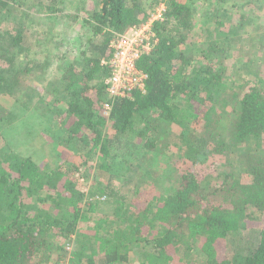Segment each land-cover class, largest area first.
<instances>
[{"label": "trees", "instance_id": "trees-1", "mask_svg": "<svg viewBox=\"0 0 264 264\" xmlns=\"http://www.w3.org/2000/svg\"><path fill=\"white\" fill-rule=\"evenodd\" d=\"M46 1L0 0V264H264V226L245 256L218 248L264 219V55L231 59L254 45L243 18L201 0ZM160 2L145 93L104 113L110 41ZM184 149L198 167L162 184L155 165Z\"/></svg>", "mask_w": 264, "mask_h": 264}, {"label": "rangeland", "instance_id": "rangeland-1", "mask_svg": "<svg viewBox=\"0 0 264 264\" xmlns=\"http://www.w3.org/2000/svg\"><path fill=\"white\" fill-rule=\"evenodd\" d=\"M201 1H203V6L200 8V10H203V11L205 10L206 7L209 8V6H211V7L212 6L214 7L216 5H218V6L221 5V6H225V7L228 6L230 8L229 11L227 12V14L230 17L228 20H230V21L233 20L232 22H236L239 20V17L241 16L243 18L241 21H243L244 27H247L248 32H250L249 36H251L252 38H255V39H252L254 45H256V44L260 45V47L258 49H255L254 45H251L250 43H245L247 48L242 49V51H238L236 54H233V56L231 57V59L234 60L236 65H239L240 63H245V61H247L248 58L250 60L256 61V59L261 58L264 55V44L261 42V41H264V2L255 1V0H201ZM46 2H47L46 0H27V6H29V8L31 10H33L34 8L37 9L36 8L37 6H42L44 4L46 5ZM144 2L145 1H143V3ZM160 4H161V2L158 3L155 6V8L157 7V9H158ZM39 12H43V11L41 9H39ZM202 13L205 14V12H202ZM12 19L16 23L23 21L22 23L24 24L25 28L29 32L34 31V30L39 31V30H41V28H45V22L43 21L42 18H41V20L36 21V25L32 21H29L30 18H26L23 15H21V16L18 14L13 15ZM194 20H195L194 25L196 26L195 30L199 32L201 29V25H204L201 21V12H198V14H196ZM223 20H226V19H223ZM29 39L32 41V46H37L36 39H33L32 37H29ZM70 39H72V38H70ZM80 42H81V40L78 41V39H76L74 41V45L75 44L78 45ZM47 43H49V40H41V45L39 47L45 48ZM182 47L188 48L189 46L183 45ZM52 66H53L52 67L53 69L50 68L51 69L50 79L53 76L52 71L55 70L57 63L54 62L52 64ZM227 72L231 73L232 69L229 68L227 70ZM244 76H248V75H244ZM244 78L247 79V77H244ZM252 79L253 78H250L249 80H252ZM232 80H233V78H232ZM242 80L244 81L243 78H242ZM233 82L237 83L236 80H234ZM45 99L49 100V95L46 94ZM38 105H39L38 112H42L44 110V104L40 103ZM21 134L24 136H27L24 132H22ZM43 137H45L47 140H51L47 136L43 135ZM70 148L72 150H74V153H75L77 147H75L73 144H71ZM45 151L51 157L53 156V160L50 159L51 163H52V161H54V162L57 161V157L55 155L56 152L55 153L53 152L52 147L48 146V150H45ZM188 151H189L188 149H184L180 153H178V152L174 153L176 155L170 156V158L172 157L170 160L171 161L170 163L169 162L165 163V161H164V162H160L159 166L157 164L155 165L157 171H158V169H161V172H162V168H163L164 177L162 178L163 179L162 184H165L166 179L174 180V177L176 176L178 171L194 170L198 167V164H194L193 159L191 160L189 158V153H187ZM174 152H176V151H174ZM200 156L202 157V151L200 152V155L195 156V160H198V158H200ZM46 159L44 160L45 162H46ZM200 168H201V166H200ZM202 169H204L205 171H208L209 167L204 166ZM153 173L152 174L149 173V174L153 176L154 175ZM91 175L93 178L95 177L99 181L103 180V176H101V174H99V172H97V170L94 171L93 174H91ZM150 175H146L145 178L143 177L141 179H140V177L135 175L132 178L133 179L132 181L134 184H144V182H150L151 181V179H147V177ZM155 180H156L155 183L159 184V181L156 178H155ZM170 182L171 181H169V183ZM101 183H104V180L101 181ZM116 184L119 185V186L118 185L117 186L120 188L121 192H124V191L129 192L128 188L125 185L121 186V184H119V183H116ZM154 185H156V184H154ZM262 226H264V219H262L260 215L255 214L254 219L251 220L248 224V227H249L248 229H243L238 234H231L230 236H228V238L226 240L222 241L221 245L218 248L220 250H224V252L227 248V253L231 257H234L236 254H238L237 256H239V257L245 256V254L252 247H254L256 245V243H257V230H258V228H260ZM69 247H70V245H69ZM193 250H196V246H194Z\"/></svg>", "mask_w": 264, "mask_h": 264}, {"label": "built area", "instance_id": "built-area-1", "mask_svg": "<svg viewBox=\"0 0 264 264\" xmlns=\"http://www.w3.org/2000/svg\"><path fill=\"white\" fill-rule=\"evenodd\" d=\"M163 9L161 3L145 22L128 27L110 41V56L101 60L109 69L104 79L107 96L102 104L104 113L110 111L116 99H132L135 92L145 93L148 74L138 66V62L158 42L153 24L163 18Z\"/></svg>", "mask_w": 264, "mask_h": 264}]
</instances>
